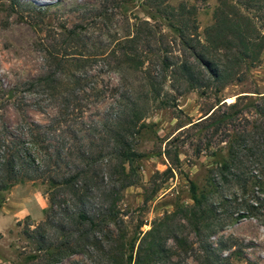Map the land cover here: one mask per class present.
Listing matches in <instances>:
<instances>
[{"label": "trees", "instance_id": "obj_1", "mask_svg": "<svg viewBox=\"0 0 264 264\" xmlns=\"http://www.w3.org/2000/svg\"><path fill=\"white\" fill-rule=\"evenodd\" d=\"M116 1L121 5L130 0ZM33 8L41 14V7ZM156 11L149 17L163 19L160 26L148 20L131 24L132 30L99 53L88 52L89 30L99 16L92 9L85 14L90 19L86 23L50 30L46 72L22 82L18 91L31 97L30 105L41 112L54 107L44 124L28 119L25 96L0 87V105L12 100L19 114L13 129L0 126V191L25 181L47 187L44 220L25 227L38 252L31 256L37 264L97 252L98 264H165L176 249L201 264H235L241 247L236 238L224 236L227 226L248 217L264 226V94H257L242 95L226 109L218 106L203 115L206 147L219 133L225 153L211 152L202 190L189 182L192 203L154 219L146 230L140 225L128 235L120 228L122 191L133 183L142 156L136 146L149 128L141 101L169 105L162 97L168 96L167 82L184 84V90L201 88L203 94L211 88L219 92L241 80L244 70L260 61L264 48V0H217L202 39L191 8L161 1ZM162 26L172 33L171 40ZM89 58H101L115 72H141L146 91L140 96L133 84L123 90L113 84L107 89L96 82L89 85L88 79L97 77L83 68ZM105 94L112 99L107 114L86 121L89 100L98 103ZM99 134L105 137L98 144Z\"/></svg>", "mask_w": 264, "mask_h": 264}, {"label": "rangeland", "instance_id": "obj_2", "mask_svg": "<svg viewBox=\"0 0 264 264\" xmlns=\"http://www.w3.org/2000/svg\"><path fill=\"white\" fill-rule=\"evenodd\" d=\"M161 1L191 8L200 39L204 27L213 22V11L217 5V0H130L121 5L116 0H0V87L14 88L17 95L25 96L29 102L26 106L28 119L42 124L48 122L54 114V107L47 106L41 112L30 105L31 97L18 91L22 82L46 72L49 63L45 46L49 42L50 30L60 24L70 27L76 23H86L90 19L85 14L92 9L99 16L95 20V27L89 30L91 42L88 52L99 53L108 50L116 38L132 30L131 24L148 20L150 24L160 26L163 19L157 15L150 18L149 14L161 8ZM33 7H41V14H36ZM33 21L38 24L33 25ZM162 31L168 40L172 39L167 27L162 26ZM103 63L101 58H89L85 62L83 68L89 74H97L96 78L93 77L95 81L88 79L89 85L96 82L98 88L107 89L113 84L123 90L133 84L140 96L144 94L146 88L141 72L128 69L115 72L110 65ZM165 87L168 96L162 97L167 99L169 105L141 101V107L147 112L145 121L149 128L136 146L142 156L137 161L138 170L132 175L133 183L122 191L119 202L123 220L120 228H126L128 235L140 225L141 230L148 229L154 219L172 212L178 205L192 203L190 181L195 182L199 190L203 189L206 170L213 159L211 152L225 153V144L219 133L206 147L208 130L203 129V115L218 106L226 109V105L242 95L255 98L257 94H264V48L260 61L244 70L241 80L228 83L219 92L214 88L208 89L205 94L201 88L184 90V84L180 83L171 85L167 82ZM111 103V97L106 94L98 103L90 99L84 113L85 120L106 115ZM18 120L19 114L12 100L0 105V126L5 124L13 129ZM101 134L96 135L98 144L101 143L100 136L105 137ZM106 163L102 161V168L108 172ZM0 203V264H37V260L31 256L38 252L27 239L25 227L34 228L44 220L45 209L49 207L46 185L40 181L17 183L0 191ZM184 233L189 234L188 230ZM223 234L236 238L241 247V257L234 258L235 264H249L248 261L264 264V226L257 218L240 219L228 225ZM189 235L191 239L195 238L193 234ZM169 244L173 242L170 240ZM176 250L171 263L165 264H201L195 257H186ZM98 254L89 257L76 253L57 264H98L99 261L94 260Z\"/></svg>", "mask_w": 264, "mask_h": 264}]
</instances>
